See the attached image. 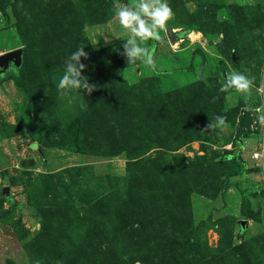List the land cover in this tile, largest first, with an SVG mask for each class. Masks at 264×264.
I'll list each match as a JSON object with an SVG mask.
<instances>
[{"label":"rangeland","instance_id":"1","mask_svg":"<svg viewBox=\"0 0 264 264\" xmlns=\"http://www.w3.org/2000/svg\"><path fill=\"white\" fill-rule=\"evenodd\" d=\"M119 2L0 0V54L21 49L0 69V264H264V0H168L155 68L122 55ZM78 46L93 90L61 95ZM232 70L250 94L207 97Z\"/></svg>","mask_w":264,"mask_h":264},{"label":"clouds","instance_id":"2","mask_svg":"<svg viewBox=\"0 0 264 264\" xmlns=\"http://www.w3.org/2000/svg\"><path fill=\"white\" fill-rule=\"evenodd\" d=\"M194 10V9H193ZM113 16L119 26L129 35L122 39V55L126 57L128 63L142 61L145 65L155 68L156 62L154 54L146 47L149 40L160 41L161 30L166 28L167 23L174 17L173 9L168 0H134V3L119 2L113 11ZM88 53L84 47L78 46L71 52L65 60L64 71L60 76L56 87L61 95L70 92L83 90L90 93L94 85L85 79L82 74L85 64L81 63V57H87ZM13 73L18 74L15 68ZM253 78L237 70L229 71L220 85V91L229 92L235 90L237 93L250 94ZM258 113L257 122L264 125V112L260 107L254 109ZM225 126V117L217 115L214 124L209 123L208 127ZM36 148V145H32ZM203 155V153H200ZM254 157L259 153H254Z\"/></svg>","mask_w":264,"mask_h":264},{"label":"trees","instance_id":"3","mask_svg":"<svg viewBox=\"0 0 264 264\" xmlns=\"http://www.w3.org/2000/svg\"><path fill=\"white\" fill-rule=\"evenodd\" d=\"M126 1V0H124ZM0 9H3V5L0 6ZM154 42L152 41L151 42V46L149 47V50L153 51L154 49ZM4 72V71H3ZM2 72V73H3ZM199 82H200V85H201V80L199 79ZM203 90H205L206 92V95L207 97H212L213 93H216L218 94L219 96H222V93L219 89H214V90H211V91H207L205 87H203V85L201 86ZM218 115H222L221 113H219ZM218 129V128H217ZM244 162L243 160H241V158L239 156H236V157H233L230 161V164H229V169L231 170H235L236 173H244ZM241 213L244 215V216H247V217H250L252 218L253 220H258L259 219V216H260V209L259 207L256 208V209H252L251 206H250V202L249 200L245 197V196H242V199H241Z\"/></svg>","mask_w":264,"mask_h":264},{"label":"water","instance_id":"4","mask_svg":"<svg viewBox=\"0 0 264 264\" xmlns=\"http://www.w3.org/2000/svg\"><path fill=\"white\" fill-rule=\"evenodd\" d=\"M166 32H167L169 40H171V41L177 37L176 34H170L169 29H167ZM20 54H21L20 48H16L14 50L0 54V69H1V71H4V69L8 65V63H12L14 66H18L19 61H20ZM3 191L7 192V188L4 187ZM244 222H245L244 220L241 221V226L244 225Z\"/></svg>","mask_w":264,"mask_h":264},{"label":"built area","instance_id":"5","mask_svg":"<svg viewBox=\"0 0 264 264\" xmlns=\"http://www.w3.org/2000/svg\"><path fill=\"white\" fill-rule=\"evenodd\" d=\"M254 153H259V152H258V151H256V152H254ZM254 153H253V154H254ZM253 154H252V159H258V157H259V156H256V157H254V155H253Z\"/></svg>","mask_w":264,"mask_h":264},{"label":"flooded vegetation","instance_id":"6","mask_svg":"<svg viewBox=\"0 0 264 264\" xmlns=\"http://www.w3.org/2000/svg\"><path fill=\"white\" fill-rule=\"evenodd\" d=\"M8 65H10V63Z\"/></svg>","mask_w":264,"mask_h":264}]
</instances>
